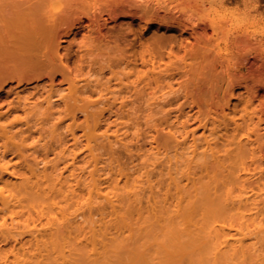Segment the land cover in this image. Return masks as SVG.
<instances>
[{"label":"bare ground","instance_id":"obj_1","mask_svg":"<svg viewBox=\"0 0 264 264\" xmlns=\"http://www.w3.org/2000/svg\"><path fill=\"white\" fill-rule=\"evenodd\" d=\"M61 1L0 0V264H264L238 159L214 138L188 149L166 108L178 95L159 69L188 38L154 32V51L117 57L101 22L117 0L57 17ZM152 16L141 31L176 26Z\"/></svg>","mask_w":264,"mask_h":264},{"label":"rangeland","instance_id":"obj_2","mask_svg":"<svg viewBox=\"0 0 264 264\" xmlns=\"http://www.w3.org/2000/svg\"><path fill=\"white\" fill-rule=\"evenodd\" d=\"M111 1L106 3L112 5ZM61 2L54 10L57 17L77 4L88 5V0ZM116 2L115 17L104 16L106 20L101 22L105 24L103 31L107 34L117 32V57L121 52L128 53L134 48L136 51H154V47L151 49V45L147 47L144 42L158 31L190 41L187 51L180 49L175 56H165L159 69L171 77L173 91L178 95L177 101L166 108L171 110L173 123H177L175 119L180 109V126L188 149L205 148L206 137H209L214 138L221 149L232 151V159H238L235 170L242 176L240 182L234 184L235 193L248 200L246 212L251 229L264 231V0ZM131 2L146 3L152 17L160 16L176 26L167 31L154 24L148 31H141L142 21L150 15L137 10ZM90 3L93 5L92 0H89ZM99 4L102 6L103 2ZM88 22L85 20L84 28L77 35L78 41L83 34L90 32ZM130 25L139 32L141 38L138 44L133 41L132 29L128 28ZM192 26L196 36L190 35L191 30L181 35L182 27ZM113 32L111 38L116 35ZM110 44H114L113 40ZM4 64L7 65L0 60V70ZM154 90L158 96L161 95L157 87ZM11 96L3 93L2 98L9 99ZM141 125L146 129L143 123ZM184 183L188 181L185 179ZM226 188L221 187L220 194Z\"/></svg>","mask_w":264,"mask_h":264}]
</instances>
